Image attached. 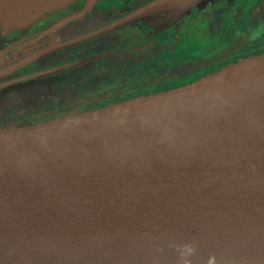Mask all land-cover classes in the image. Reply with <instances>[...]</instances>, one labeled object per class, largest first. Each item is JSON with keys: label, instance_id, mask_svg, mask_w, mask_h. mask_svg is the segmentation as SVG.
Instances as JSON below:
<instances>
[{"label": "water", "instance_id": "1", "mask_svg": "<svg viewBox=\"0 0 264 264\" xmlns=\"http://www.w3.org/2000/svg\"><path fill=\"white\" fill-rule=\"evenodd\" d=\"M75 1L0 0V21L27 27ZM201 1L153 0L73 42ZM0 264H264V54L184 86L0 126Z\"/></svg>", "mask_w": 264, "mask_h": 264}, {"label": "flooded vegetation", "instance_id": "2", "mask_svg": "<svg viewBox=\"0 0 264 264\" xmlns=\"http://www.w3.org/2000/svg\"><path fill=\"white\" fill-rule=\"evenodd\" d=\"M103 1L85 10L86 0H78L22 28L0 21V109L5 99L22 94L35 96L55 113L84 109L126 93L168 90L264 52V0L209 3L193 23L186 15L176 21L166 12L156 13L145 22L73 42L153 0H119L118 5ZM77 12L79 16L68 18ZM100 54L77 67L51 71ZM81 68L84 74L73 75ZM87 90L100 96L74 100V92Z\"/></svg>", "mask_w": 264, "mask_h": 264}, {"label": "trees", "instance_id": "3", "mask_svg": "<svg viewBox=\"0 0 264 264\" xmlns=\"http://www.w3.org/2000/svg\"><path fill=\"white\" fill-rule=\"evenodd\" d=\"M261 54H264V52L256 54V55H253V56H259ZM248 57H252V56H248ZM248 57H246V58H248ZM231 63H235V62H231ZM231 63H229V64H231ZM229 64H227L224 67H227ZM224 67H222V68H224ZM189 83H191V82H189ZM189 83H185V84H182V85H179V86H184V85H187ZM179 86H176V87H179ZM91 92L92 91L87 90L86 92L79 93L77 95H75L76 92H74V94H72V95H73L74 100L77 99V97H90V96L99 97L100 96L99 93H93V92L91 93ZM143 94H145V93H126V94H122L121 96H117L118 100H116V99L115 100H109V101L97 100L95 102V104H93L91 107L84 108V109H80V108L72 109V110H68V111H65V112H59V113H55L56 111H54V110L45 109V106L43 107L40 104V100L39 99L36 100L35 96L27 98L28 99L27 100L26 98H24V94H22L23 95L22 98H19V99L23 100V102H22L23 105L18 106L19 105V102H18L17 105L14 106V107L4 108L5 107L4 106L3 109H0V126H23V125H30V124H34V123H40V122H44V121H49V120H52V119L65 117V116H68V115L73 114V113L85 112V111H88V110H92V109L108 106V105H111V104H114V103H117V102H121V101L130 99V98H134L136 96H140V95H143ZM43 95L44 94H37L38 97H41ZM53 100H54V97H53ZM20 109H33L31 111L32 112L31 113V117H29L28 119L27 118L25 119L24 116L23 117H16L17 116V114H16L15 119H14L12 117L13 115H10V113L14 114L15 112H17ZM45 112H47V113H45ZM43 113H45L44 116L41 115Z\"/></svg>", "mask_w": 264, "mask_h": 264}, {"label": "rangeland", "instance_id": "4", "mask_svg": "<svg viewBox=\"0 0 264 264\" xmlns=\"http://www.w3.org/2000/svg\"><path fill=\"white\" fill-rule=\"evenodd\" d=\"M101 1V0H100ZM105 1V0H104ZM103 1V2H104ZM107 1V2H106ZM105 2L106 3H110L111 5H118L119 3L117 2V1H119V0H106ZM229 0H203V1H201V2H199L198 4H194L193 6H191L190 7V9H188L187 11H182V12H178L177 13V15L174 17V20L176 19V21L180 18V17H182V16H188L189 18H190V21L193 23L194 21H195V19H196V17H198L200 14H201V11L203 10V9H205L206 8V6L209 4V3H212L213 5L212 6H218V5H223L224 3H226V2H228ZM99 2V1H98ZM105 2L104 3H102V4H105ZM229 3V2H228ZM96 4H101V3H96ZM172 14H173V12H172ZM153 17V16H152ZM142 20L145 22L146 20H147V18H142ZM141 20V21H142ZM142 21V22H143ZM206 23V21H202V25H204ZM18 28H22V27H18ZM176 35H179V33L177 32L176 33ZM64 65V64H63ZM61 66V65H60ZM57 67V66H56ZM87 69H89V68H87ZM1 70H3V69H1ZM84 70H85V68H81V69H79V70H77V72H75V73H73V75L74 74H76L77 76H79V75H82V74H84ZM60 71H65V70H59V71H56V72H60ZM215 72H217V71H215ZM215 72H212V73H215ZM212 73H209V74H212ZM209 74H207V75H209ZM206 76V75H205ZM204 77V76H203ZM202 78V77H201ZM160 91H163V90H160ZM156 92H159V90H157V91H150V92H147V93H145V94H151V93H156ZM10 94H8V95H5L4 97H8ZM11 97V99L10 100H8V98L7 99H5V107H4V105H3V107L4 108H11V107H14V106H16L17 105V103L19 102V105L18 106H21V105H23L22 104V102H23V100L22 99H19V96L18 95H11L10 96ZM27 99V98H26ZM2 100V99H1ZM28 100V99H27ZM7 103H9V105H7ZM33 109H20V110H18L17 112H15L14 114H11L10 113V115H13L12 117L15 119V116H16V114H17V116L16 117H25V119L27 118H29V117H31V111H32ZM30 122V121H29Z\"/></svg>", "mask_w": 264, "mask_h": 264}]
</instances>
